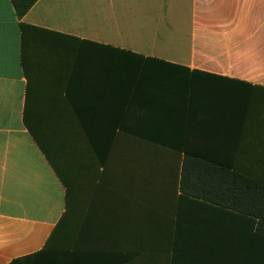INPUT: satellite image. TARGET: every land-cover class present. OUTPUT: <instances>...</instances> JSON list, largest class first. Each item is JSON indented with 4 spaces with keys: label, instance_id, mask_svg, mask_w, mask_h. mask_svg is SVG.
<instances>
[{
    "label": "crops",
    "instance_id": "obj_1",
    "mask_svg": "<svg viewBox=\"0 0 264 264\" xmlns=\"http://www.w3.org/2000/svg\"><path fill=\"white\" fill-rule=\"evenodd\" d=\"M232 174L264 183V0H0V264H264Z\"/></svg>",
    "mask_w": 264,
    "mask_h": 264
},
{
    "label": "trees",
    "instance_id": "obj_2",
    "mask_svg": "<svg viewBox=\"0 0 264 264\" xmlns=\"http://www.w3.org/2000/svg\"><path fill=\"white\" fill-rule=\"evenodd\" d=\"M36 1L37 0H10V3L16 17L21 18ZM177 68L188 70L183 67ZM124 128L125 127H120V130ZM232 177V195L260 201V208L262 214H264V183L244 176L240 177L238 174H232ZM238 183H240V189L238 188ZM262 224H264V222H262ZM258 232L264 234V229L258 228ZM56 256L57 254L55 252L48 251L47 246H45L41 251L26 257L14 259L9 264H49Z\"/></svg>",
    "mask_w": 264,
    "mask_h": 264
}]
</instances>
